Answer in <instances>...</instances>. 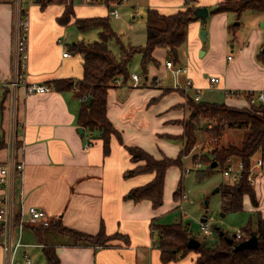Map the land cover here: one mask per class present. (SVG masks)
I'll use <instances>...</instances> for the list:
<instances>
[{"label": "crops", "instance_id": "crops-1", "mask_svg": "<svg viewBox=\"0 0 264 264\" xmlns=\"http://www.w3.org/2000/svg\"><path fill=\"white\" fill-rule=\"evenodd\" d=\"M38 1L21 0L18 4L17 0H0V80L9 82L15 72L14 33L21 9L28 21V58L20 69L25 80L48 85L60 79L79 80L83 74L82 56L71 51L70 46L93 40L77 38L67 44L65 27L72 22L67 25L58 22L63 5L51 3L42 7ZM146 2V11L153 8L171 14L182 9L186 0ZM84 3L87 5H73L75 17L110 14L104 4ZM216 3L217 0H195V6L206 7L208 15L205 20L198 18L188 25L186 42L179 48L176 62L168 58L164 48L157 47L152 52L156 63L148 64L143 84L134 87L129 79L124 85L107 90L106 115L121 135V141L117 136L111 137L107 154L101 139L91 138L85 128L79 131L77 116L81 100L72 90L52 88L46 93L27 95L22 86L13 90L0 84V138L6 143L0 150V166L10 159L13 135L17 142L16 159L24 163L22 182L16 179L13 184L15 210L22 199L25 206L44 210L51 222L60 221L63 226L88 234H97L103 228L108 235L121 234L128 239L126 243L124 239H115L112 245L104 247L73 245L64 235L38 230V224L26 222L21 236L28 246L19 248L15 264H27L25 254L30 264H50L42 252L45 242L54 246L60 264H187L195 257L190 252L178 261L161 260L156 245L157 231L151 228V221L158 222V207L154 208L146 199L137 202L125 199L129 190L148 183L153 174L124 176L127 169L136 165L126 146H138L156 159L174 158L183 147V121L190 113L188 97L213 103L206 93L217 90L224 96L221 103L241 108L250 106L247 93L264 92V26L261 25L264 11L245 12L240 17L232 12L211 13ZM205 21L207 24L203 26ZM203 27L205 40L200 36ZM91 31H96L98 37L97 29L79 33L85 35ZM119 36L123 42L125 33ZM168 60L175 67H186L187 71L174 75L166 67ZM212 76L219 81L212 84ZM154 78L160 82L156 87L151 85ZM186 80L191 81L192 88L173 89L176 83L183 85ZM195 89H199L198 98ZM255 102L264 104V100ZM237 131L226 129L222 139L227 133ZM172 149L175 153H171ZM256 157L264 159V149L252 160ZM252 188L257 206L244 195L242 210L250 213V220L255 211L264 218V171L257 173ZM9 189L6 186L0 193ZM202 219L206 221L205 217ZM202 219L201 224L205 223ZM14 234L16 238V228ZM2 238L0 229V264H8Z\"/></svg>", "mask_w": 264, "mask_h": 264}, {"label": "trees", "instance_id": "trees-1", "mask_svg": "<svg viewBox=\"0 0 264 264\" xmlns=\"http://www.w3.org/2000/svg\"><path fill=\"white\" fill-rule=\"evenodd\" d=\"M106 5L109 12L114 4L123 0H88V2ZM42 7L51 4H61L63 13L58 18L61 25L69 22L81 32L97 29L98 37L90 42H77L70 46L71 51L82 56L83 74L79 80L60 79L50 84L57 90H72L75 97L81 100L77 116L78 125L89 131L91 138H99L103 142V151L110 150V139L117 136L121 141L120 133L115 129L106 115L107 90L117 86L115 80L120 78L122 85L130 79L129 65L135 54L141 55L140 68L143 76L147 75V66L156 63L152 56L155 48H164L169 59L178 60L179 48L186 42L187 27L195 20V0H186L184 7L171 14L159 13L156 9L148 8L145 15V44L144 46L125 45L119 34L110 23V14L105 16L75 17L73 11L74 0H39ZM264 11V0H217L211 13L232 12L240 17L245 12ZM21 15L24 10L21 9ZM73 19V21H72ZM118 46V53H114L110 43ZM250 93L246 94L248 100ZM91 98L89 104L87 99ZM189 106L188 119L183 121L184 131L181 135L183 147L174 158L163 156L154 158L138 146H126L131 161L136 165L124 172L125 177L143 173H152L153 178L146 184L137 186L128 191L125 199L133 201L149 200L154 208L163 203V188L166 170L171 166H182L183 158L189 155L198 141V132H205L204 143L211 144L209 154H203L200 161L207 167L202 171L206 174L217 167H224L229 159H239L248 167L253 156L264 149V104L253 102L249 107H232L224 103L195 101L187 98ZM205 120L201 124V120ZM206 123V124H205ZM226 129H235L241 132L237 142H223ZM6 143L0 138V150ZM193 162L197 160L192 157ZM215 161L217 165L211 167ZM143 162V163H142ZM218 190L221 193V209L224 213H234L242 210L243 197L248 195L253 206H257L252 186L242 176L234 184H222ZM180 193V186L173 192L176 199ZM253 219V220H252ZM252 219L243 227L239 238L226 232L220 234L213 243L202 241L196 248L187 245L191 238L187 225L182 222L161 224L151 221V228L157 231L156 245L160 250L161 260L164 263L178 261L190 252L195 257L187 264H264V218L258 211L252 213ZM51 230L66 236L73 245L110 246L115 239L128 241L125 235H108L101 228L97 234H88L63 226L60 221H53L48 226H39L38 230ZM257 236V246L235 250L239 242ZM233 238V243L226 238ZM43 255L50 264H60L54 246L44 243Z\"/></svg>", "mask_w": 264, "mask_h": 264}, {"label": "rangeland", "instance_id": "rangeland-1", "mask_svg": "<svg viewBox=\"0 0 264 264\" xmlns=\"http://www.w3.org/2000/svg\"><path fill=\"white\" fill-rule=\"evenodd\" d=\"M74 4H85L82 0H74ZM146 0H124L116 9L119 15L117 17L110 14V23L113 29L118 33H125L123 43L125 45L132 44L135 46H144L145 44V6ZM113 9V8H112ZM131 24V27H130ZM207 22L203 23L205 26ZM65 41L67 44L77 38H84L86 40H94L97 38V32L91 31L85 35L79 33L76 27L69 24L65 27ZM206 28L203 27L201 30ZM114 53H118V48L113 42L110 43ZM141 55L135 54L130 63V74L136 73L143 77L140 68ZM159 81L154 78L151 85L156 87ZM143 84V80L139 86ZM177 90H184L181 88H173ZM166 90V89H165ZM209 97L207 99L221 103L224 100L223 93L217 90L208 91L206 93ZM205 98V94H202ZM205 121L202 119L201 124ZM206 124V123H205ZM241 132L227 133L223 142H237ZM205 132H198V141L192 149L191 153L187 155L182 162V166L170 167L164 180L163 188V203L157 208V220L161 224H171L174 222H182L187 225L192 237L213 243L218 238L216 229L226 232L229 235L235 234L238 230L247 226L250 221V213L246 210H240L235 217L232 213H224L221 209V193L220 185L229 184L221 171L220 167L209 171L206 174L201 172L207 170V167L200 161L203 154H209L211 144L204 143ZM174 143V142H172ZM178 144H180L178 142ZM169 149H167L166 153ZM175 151V150H174ZM172 149L171 153H175ZM196 156L197 160L193 162L192 157ZM143 163V162H142ZM180 186V193H184L186 198L174 199L173 191ZM208 201L207 204L205 202ZM206 218V225L212 230L208 236H204L201 219Z\"/></svg>", "mask_w": 264, "mask_h": 264}, {"label": "built area", "instance_id": "built-area-1", "mask_svg": "<svg viewBox=\"0 0 264 264\" xmlns=\"http://www.w3.org/2000/svg\"><path fill=\"white\" fill-rule=\"evenodd\" d=\"M21 0H17L19 4ZM124 1V0H123ZM83 2H88V0H83ZM121 4V3H120ZM119 4H114L113 9L110 10V14L117 17L119 15L116 7ZM27 30H28V21L26 18V12L24 15H21V10L17 14L16 24H15V33H14V49H13V60L15 72L12 79L7 81L0 80V84L3 86L10 87L15 90L17 87L22 86L25 88L26 94H35V93H46L51 91L52 87L48 84L43 83H28L23 77V73L20 71L24 67L25 62L28 58L27 53ZM67 52H63V56H67ZM231 56H228L230 59ZM166 67L171 70L174 75H178L181 72H186V67H175L172 61H166ZM131 85L138 87L140 82L143 80V77L136 73L130 74ZM219 81L218 77H210V82L215 84ZM117 85H122L120 78L115 80ZM174 88H181L188 90L192 88L190 80H186L183 85L176 83ZM250 93L248 99L249 104L255 102V100H264V92H259L257 95ZM228 94H233L228 92ZM195 97H199V89H195ZM16 139L14 135L10 142V159L5 164L0 166V189L10 187L7 193H0V229L3 233V238L1 240V246L6 251L8 256V264H15V256L19 248L23 246H28L22 242V230L26 222L33 224H38L39 226H48L51 223V220L47 213L35 206H25L22 199L20 200L18 209L15 210L14 199H13V184L16 179H19L20 182L23 180L24 174V163L21 160L16 159ZM223 176L228 179L231 184L237 182L242 176H245L246 181L250 186L256 184V175L257 173L264 171V159L261 157H256L251 160V163L248 167L244 166V163L236 159L235 161L229 159L224 167L221 169ZM22 197V193H21ZM20 197V198H21ZM186 198L184 193H180L179 199ZM202 230L204 236H208L212 233V230L202 223ZM17 229V237L15 238L14 229ZM155 231V230H154ZM242 232L238 230L235 233L236 238L241 236ZM24 260L27 264L31 263L30 258L25 254Z\"/></svg>", "mask_w": 264, "mask_h": 264}, {"label": "water", "instance_id": "water-1", "mask_svg": "<svg viewBox=\"0 0 264 264\" xmlns=\"http://www.w3.org/2000/svg\"><path fill=\"white\" fill-rule=\"evenodd\" d=\"M194 14H195V20L198 19V18H201L202 20H205L206 16L208 15V9L206 7H196L195 10H194ZM238 23V22H236ZM262 26H264V22H262L261 24ZM200 36L205 40L206 39V30H201L200 31ZM91 101V98H88L87 99V104H89ZM79 131L80 132H83V128L80 127L79 128ZM217 165V163L215 161H213L211 163V167H215ZM218 190V189H217ZM208 201L205 202V204H207ZM232 217L234 216V213L231 214ZM202 221H205V219H202ZM223 231H220V234H222ZM233 236H235V234H233ZM227 242L232 244L233 243V238H226ZM257 236L256 235H252L250 236L249 238L239 242L238 244H236L234 246V249L235 250H239V249H246V248H254L257 246ZM200 244L199 240L194 238V237H191L189 238L188 240V243L187 245L191 248H196L198 245Z\"/></svg>", "mask_w": 264, "mask_h": 264}]
</instances>
